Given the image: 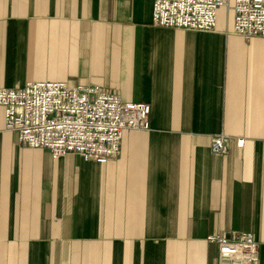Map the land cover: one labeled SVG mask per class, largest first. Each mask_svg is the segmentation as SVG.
<instances>
[{
  "label": "crops",
  "instance_id": "0c3cea01",
  "mask_svg": "<svg viewBox=\"0 0 264 264\" xmlns=\"http://www.w3.org/2000/svg\"><path fill=\"white\" fill-rule=\"evenodd\" d=\"M153 1L0 0V88L150 106L102 165L20 146L0 106V264H220L206 237L240 232L264 264V39L232 32V0L211 31L154 27Z\"/></svg>",
  "mask_w": 264,
  "mask_h": 264
},
{
  "label": "built area",
  "instance_id": "2783aa9c",
  "mask_svg": "<svg viewBox=\"0 0 264 264\" xmlns=\"http://www.w3.org/2000/svg\"><path fill=\"white\" fill-rule=\"evenodd\" d=\"M228 0H154L152 25L159 28L211 31L217 11ZM232 32L245 40L264 39V0H233ZM4 131L16 132L20 146L48 150L52 158L69 154L84 162L105 164L118 157L124 130H148L150 106L122 101L98 86L65 82H28L21 88H0ZM227 138L214 136L209 150L227 153ZM243 138L236 140L242 148ZM220 264H258V243L247 232L233 237L210 234Z\"/></svg>",
  "mask_w": 264,
  "mask_h": 264
},
{
  "label": "rangeland",
  "instance_id": "374dc122",
  "mask_svg": "<svg viewBox=\"0 0 264 264\" xmlns=\"http://www.w3.org/2000/svg\"><path fill=\"white\" fill-rule=\"evenodd\" d=\"M230 1H231V0H228L227 4H226L225 6H227V5L230 3ZM225 6H223V7H225ZM232 9H233V0H232ZM251 39H253V38H251ZM249 40H250V39H249Z\"/></svg>",
  "mask_w": 264,
  "mask_h": 264
}]
</instances>
